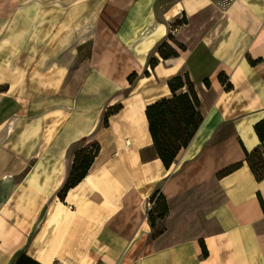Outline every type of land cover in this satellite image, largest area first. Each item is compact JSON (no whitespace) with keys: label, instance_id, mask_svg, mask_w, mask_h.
Wrapping results in <instances>:
<instances>
[{"label":"crops","instance_id":"1","mask_svg":"<svg viewBox=\"0 0 264 264\" xmlns=\"http://www.w3.org/2000/svg\"><path fill=\"white\" fill-rule=\"evenodd\" d=\"M183 73L203 120L166 168L146 108ZM263 121L264 0H0V264H264Z\"/></svg>","mask_w":264,"mask_h":264},{"label":"trees","instance_id":"2","mask_svg":"<svg viewBox=\"0 0 264 264\" xmlns=\"http://www.w3.org/2000/svg\"><path fill=\"white\" fill-rule=\"evenodd\" d=\"M162 47H169L171 53H164ZM159 52L163 57L176 54L175 50L167 42H163L159 46ZM151 63H154V60ZM134 76L135 74H132L129 79L132 80ZM169 84L173 95L171 97H163L149 104L146 108L149 131L157 153L166 168H169L175 161L179 151L188 146L203 120V116L198 110L200 103L193 83L189 80L190 85H187L182 76H177ZM184 86H188L187 91L176 94V91ZM256 130L260 137L264 139V121L256 125ZM97 152L98 147L94 146L91 152L82 157L80 164L75 163L72 177L65 189L74 185L85 176ZM78 160L80 161V158H78L77 154L76 161L78 162ZM247 161L257 178H263L264 146L257 148L252 153L247 152ZM150 200L156 205L148 213L152 227H154L157 219L154 213H157L159 219L164 220L169 213V207L166 197L160 188L153 192Z\"/></svg>","mask_w":264,"mask_h":264},{"label":"rangeland","instance_id":"3","mask_svg":"<svg viewBox=\"0 0 264 264\" xmlns=\"http://www.w3.org/2000/svg\"><path fill=\"white\" fill-rule=\"evenodd\" d=\"M162 51H163L164 53H166V54L171 53V50H170L169 47H162ZM182 78L184 79V82H185L187 85H190V84H189V78L187 77L186 74L183 73ZM187 89H188V86H187ZM183 91H184V89H183V90H179L178 93H181V92H183ZM155 206H156V205H155L154 202H153V206L149 209V211H150L153 207H155ZM148 213H149V212H148ZM154 216H155L157 219H156V222H155V226L152 227V231H151V233H150V235H149V239H152V238L156 237L157 235H159V233H161V232L163 231V229L165 228V225H164V221H163V219H159V218L157 217V213H154ZM148 217H149V216H148ZM149 220H150V219H149ZM150 223H151V221H150ZM151 225H152V224H151Z\"/></svg>","mask_w":264,"mask_h":264},{"label":"built area","instance_id":"4","mask_svg":"<svg viewBox=\"0 0 264 264\" xmlns=\"http://www.w3.org/2000/svg\"><path fill=\"white\" fill-rule=\"evenodd\" d=\"M151 207H152V204L150 203Z\"/></svg>","mask_w":264,"mask_h":264}]
</instances>
